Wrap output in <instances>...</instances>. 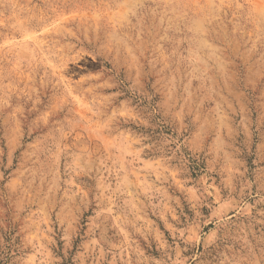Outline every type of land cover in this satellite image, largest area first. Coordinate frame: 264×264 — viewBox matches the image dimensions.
<instances>
[{"label":"rangeland","instance_id":"rangeland-1","mask_svg":"<svg viewBox=\"0 0 264 264\" xmlns=\"http://www.w3.org/2000/svg\"><path fill=\"white\" fill-rule=\"evenodd\" d=\"M0 264H264V0H0Z\"/></svg>","mask_w":264,"mask_h":264}]
</instances>
